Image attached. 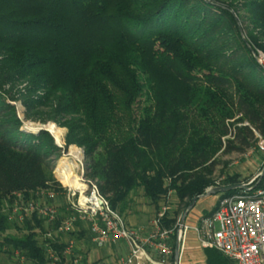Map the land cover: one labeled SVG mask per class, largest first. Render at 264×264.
I'll return each instance as SVG.
<instances>
[{
  "label": "trees",
  "instance_id": "obj_1",
  "mask_svg": "<svg viewBox=\"0 0 264 264\" xmlns=\"http://www.w3.org/2000/svg\"><path fill=\"white\" fill-rule=\"evenodd\" d=\"M240 7L263 40L253 30L243 38ZM256 48L264 51V0H0V204L16 192L60 190L51 159L62 150L47 130L22 128L4 84L27 82L26 108L52 109L51 120L68 128L65 146H83L87 175L124 212L138 186L155 203L169 190L189 201L205 193L224 135L226 150L264 138ZM238 113L234 121L245 124L229 121ZM8 221L0 211V231ZM16 228L6 243L34 264H50L35 232L44 221ZM174 249L175 242L172 260ZM204 251L209 264H234Z\"/></svg>",
  "mask_w": 264,
  "mask_h": 264
},
{
  "label": "rangeland",
  "instance_id": "obj_2",
  "mask_svg": "<svg viewBox=\"0 0 264 264\" xmlns=\"http://www.w3.org/2000/svg\"><path fill=\"white\" fill-rule=\"evenodd\" d=\"M239 26H241L244 36L247 37V32L254 31L257 33V36L262 38V33L259 27H253V24L250 22L251 18V11L247 8L240 7L237 8V11L234 13ZM255 55H264V51L261 49H255ZM257 58V57H256ZM260 64V63H259ZM27 82H17V83H10L4 84V92L8 95V101L12 103L15 107V112L17 116L22 120L23 125L22 128L25 129V123H35L39 126H44L49 122H53L61 128L65 129L64 135V146L62 150L57 154L59 157H55V159H51L52 164V173L55 179L60 184L59 189L51 190H39L38 191H31L30 193L26 194L24 192L14 193L13 195L17 197V199H22V203H27L29 206H34L33 202H38L41 204L49 205L57 210V215L53 221H50V224H44V229L41 230L40 228H36L35 232L37 233V240L39 245L45 248L46 242H53L55 240H61L66 243L68 240H74L76 244L75 253L80 256L79 264H107V263H115L121 264V262L115 260H107L108 258L105 257H98L95 256L93 259L90 258L89 253L93 249H99L115 242H110L105 246H97L96 243L92 240L90 231L87 228V223L80 220V224H76L77 220L73 223V230L69 232H58L56 228L61 224V222L67 219L69 216L72 215L69 209H67L66 203V187L57 179L54 169L59 161V159L64 155V148H66L65 136L68 132V128L66 126H62L60 122L51 120L52 109L49 110L48 108L44 107H32L27 109L23 103V93L27 90ZM242 114L238 113L236 117L230 119L229 121L234 122V124L242 125L246 122H238L236 123L234 120L240 117ZM29 131V130H28ZM40 131L30 130L33 133H40ZM48 133L54 138V136L48 131ZM259 134L256 136L258 137L254 144L250 147L246 148L245 150H226L225 143L228 139H231L229 134L224 135L222 137L223 146L215 152L212 159L216 161L215 165L209 172L206 174L207 177L211 178L213 181V185H210L206 191L217 185H223L224 181L228 178H237L240 183L244 184H252L253 181L260 175V172L264 165V151H262L259 147ZM55 140V138H54ZM56 143V141H55ZM57 144V143H56ZM237 145V143H234ZM58 145V144H57ZM76 145L79 148L83 149V146L78 144H70L68 145ZM85 152V150H84ZM83 161L81 165V169L79 170V174L83 175L85 179H91L90 176L86 173V161L85 155L83 153ZM59 186V185H58ZM57 186V187H58ZM53 192L55 197L49 194ZM205 191V192H206ZM221 193L217 194H208L201 197H198L195 205L193 208L188 212V215L185 219V223L189 224L191 227L188 228L187 234L185 235V241H183L181 253H180V264H209L206 261V253L204 251V247L200 244V239L202 234L197 233L195 228L202 226V217L207 215L206 212H209L213 209L214 205L219 202ZM107 197V196H106ZM108 198V197H107ZM11 199H5L2 204H0V211L8 213V229L4 232L0 231V264H34L31 260H28L21 253L15 249H13L9 244L6 243L4 240L7 234H19L20 231L16 228V225H22L26 219L34 220L35 218H39L36 214H32L30 218L26 215L20 217V212H15L13 210L15 203L10 201ZM126 203V209L124 212H120L118 209H115L125 220L128 225L133 224L138 228H142V234H146L152 227L153 220L157 217L158 213L160 212L161 208L164 206L167 208L164 214V219L162 221V225L165 228H174L176 224L178 225V221L183 217L185 210L187 209L188 199L181 200L175 190H169L168 193L158 200L157 203L153 202L149 197L145 195L144 188L142 186H138L134 188L128 198ZM191 202V200L189 201ZM203 213V215H201ZM210 214V213H209ZM163 217V218H164ZM42 219V218H39ZM44 221V219H42ZM168 220L170 222V226L165 224V221ZM45 222V221H44ZM131 226V225H130ZM215 228H217V224H215ZM47 231L51 232V237L47 235ZM176 231L172 234L171 243L176 242V238L174 235ZM46 252V250H45ZM162 259V258H160ZM92 260V261H91ZM105 260H107L105 262ZM122 260V259H121ZM167 263H172V255L169 259H167ZM71 263V262H69ZM174 263V262H173ZM50 264H53L50 261Z\"/></svg>",
  "mask_w": 264,
  "mask_h": 264
},
{
  "label": "built area",
  "instance_id": "obj_3",
  "mask_svg": "<svg viewBox=\"0 0 264 264\" xmlns=\"http://www.w3.org/2000/svg\"><path fill=\"white\" fill-rule=\"evenodd\" d=\"M256 57L264 66V55L260 54ZM258 136L259 147L264 151V138ZM81 177L85 184L82 190L64 186L67 189L65 193L67 209L73 213L56 228L58 232L72 231L73 223L78 219L87 223L92 240L97 246L126 241L129 251L121 260V264L150 262L148 248L155 250L162 258H170L173 254L171 239L174 230L183 245L185 235L191 226L184 222L183 227L179 229V220L174 228L163 227L162 221L167 209L165 206L153 220L151 229L146 234H142V228L128 225L112 208L109 199L100 192L95 180L85 179L82 173ZM239 189L238 192L221 197L217 207L210 214L202 217V226L196 227L195 231L202 234L199 238L202 247L218 250L234 264H264V180L257 188L244 183V188ZM39 190H51V188ZM49 194L55 197L53 192L49 191ZM13 200L15 203L13 210L20 212V217L26 215L30 218L32 214H36L44 219V224H50L49 222L57 215L56 208L52 206L38 202H33L34 206H31V203L28 206L16 196ZM46 233L51 237L50 231ZM55 241L63 243L61 252L53 247L52 242L45 243L46 254L53 264H79L80 256L75 253L74 240H68L66 243L61 240ZM163 260L153 263L165 264Z\"/></svg>",
  "mask_w": 264,
  "mask_h": 264
},
{
  "label": "bare ground",
  "instance_id": "obj_4",
  "mask_svg": "<svg viewBox=\"0 0 264 264\" xmlns=\"http://www.w3.org/2000/svg\"><path fill=\"white\" fill-rule=\"evenodd\" d=\"M39 125L26 122L25 127L28 130H37ZM46 127L53 134L55 141L64 146L65 129L59 127L53 122L46 124ZM83 161V151L76 145L64 148V155L57 162L54 172L57 179L64 185L74 190H82L85 184L79 174Z\"/></svg>",
  "mask_w": 264,
  "mask_h": 264
},
{
  "label": "crops",
  "instance_id": "obj_5",
  "mask_svg": "<svg viewBox=\"0 0 264 264\" xmlns=\"http://www.w3.org/2000/svg\"><path fill=\"white\" fill-rule=\"evenodd\" d=\"M201 215H203V213ZM130 225L133 226V224H130ZM181 249H182V246H181ZM128 251H129L128 243L126 241H119V242H116L114 244H111V245L103 247V248L93 249L92 251H90L89 256L91 259H93V257H95V256H97V258L101 257V256L102 257L106 256L108 258L107 259L108 261L112 259V260L121 262V259H123V257H125L128 254ZM148 252H149L151 261L150 262L147 261L146 264H154L153 262H161V260H163V259H164L163 261L165 262V264H170V263L166 262V261H168L167 259H169V258H162L152 248H148ZM160 258H162V259H160ZM107 260H105V262ZM173 262H174V260H172L171 264H174Z\"/></svg>",
  "mask_w": 264,
  "mask_h": 264
},
{
  "label": "water",
  "instance_id": "obj_6",
  "mask_svg": "<svg viewBox=\"0 0 264 264\" xmlns=\"http://www.w3.org/2000/svg\"><path fill=\"white\" fill-rule=\"evenodd\" d=\"M239 29H240V32H241L243 38L247 41L246 37L244 36V32H243L241 26H239ZM25 129L28 130L27 128H25ZM40 130H47V131L50 132V130L46 127V125L38 126L36 131H40ZM58 145L60 147H62L60 144H58ZM82 151H83V153L85 155V152H84L83 149H82ZM83 158H84V156H83ZM259 176L260 177L264 176V165H263V168H262ZM239 188H244V184L238 183V184H233V185H217V186H213V187L209 188L205 193L194 197L191 200V202L189 203L187 209L185 210V212L183 214V217L180 219L179 229H181L183 227V224H184L185 219H186V217L188 215V212L193 208V206L195 205L198 197H201V196H204V195H208V194H217V193H221V192H225V191H229V190H234V189H239ZM180 253H181V242H180V239L177 238L176 242H175V249H174V264H180Z\"/></svg>",
  "mask_w": 264,
  "mask_h": 264
}]
</instances>
